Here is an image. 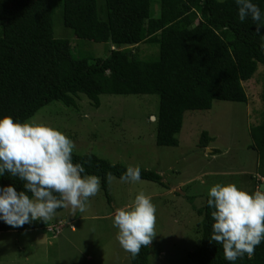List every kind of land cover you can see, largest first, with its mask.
I'll return each mask as SVG.
<instances>
[{
    "label": "trees",
    "instance_id": "16d2710c",
    "mask_svg": "<svg viewBox=\"0 0 264 264\" xmlns=\"http://www.w3.org/2000/svg\"><path fill=\"white\" fill-rule=\"evenodd\" d=\"M253 2L264 12V0ZM57 14L83 41L55 36ZM255 30L250 19L239 20L234 0H0V118L29 121L54 101L76 106L79 94L95 107L104 94L157 95L156 144L177 147L186 112L209 111L216 100L248 102L244 83L264 66ZM260 32L264 35V27ZM92 45H105L108 55L98 57ZM261 100L264 105V91ZM250 135L259 169L252 179L255 191H264V121L253 125ZM211 140L203 132L199 145L207 148ZM72 157L100 178L111 203L106 173L120 179L127 166L94 154ZM140 169L142 180L169 189L159 173ZM8 185L24 190L22 181L6 173L0 186ZM207 199L197 210L201 243L187 254V263L264 264V241L252 257L245 254L235 262L224 259L221 245L209 243L213 220ZM50 220L23 227L0 220V233L46 230ZM149 255L150 245L142 246L135 259L129 253L131 264H148Z\"/></svg>",
    "mask_w": 264,
    "mask_h": 264
},
{
    "label": "rangeland",
    "instance_id": "374dc122",
    "mask_svg": "<svg viewBox=\"0 0 264 264\" xmlns=\"http://www.w3.org/2000/svg\"><path fill=\"white\" fill-rule=\"evenodd\" d=\"M158 7L154 5L153 17L159 15ZM55 24L57 38L83 41L64 27L59 14ZM92 48L98 57L108 55L105 45ZM244 87L246 104L216 100L209 111L186 112L177 147L156 144L157 95L104 94L100 107H95L79 94L76 106L54 101L42 108L28 122H42L64 133L75 144L74 154H94L113 164L156 171L169 189L142 179L124 183L113 177L111 203L100 187L85 212L65 207L46 230L1 232L0 264H131L116 239L113 218L117 207L131 204L141 191L156 208L148 264H188L187 254L201 243L202 217L197 210L205 205L210 188L234 183L255 192L252 175L259 173L258 156L250 148V129L264 121L263 65ZM203 132L212 138L207 148L199 145ZM54 224L62 228L60 233L49 232Z\"/></svg>",
    "mask_w": 264,
    "mask_h": 264
},
{
    "label": "clouds",
    "instance_id": "9594fccd",
    "mask_svg": "<svg viewBox=\"0 0 264 264\" xmlns=\"http://www.w3.org/2000/svg\"><path fill=\"white\" fill-rule=\"evenodd\" d=\"M239 20L250 19L256 26L264 51V12L253 0H234ZM153 119L156 121V118ZM74 142L61 131L37 121L0 118V176L6 173L23 182L22 191L12 185L0 186V220L11 227L33 221L46 222L56 210L71 206L85 212L88 200L98 194L100 178L86 173L84 164L73 163ZM109 184L111 172L106 173ZM141 179L139 166L129 165L121 175L124 183ZM207 206L212 223L209 243L221 245L224 259L235 262L247 254L252 257L264 241V191L253 193L234 183L212 186ZM156 208L150 197L139 192L131 204L117 207L113 226L118 229L120 246L135 259L142 246L155 237Z\"/></svg>",
    "mask_w": 264,
    "mask_h": 264
},
{
    "label": "built area",
    "instance_id": "2783aa9c",
    "mask_svg": "<svg viewBox=\"0 0 264 264\" xmlns=\"http://www.w3.org/2000/svg\"><path fill=\"white\" fill-rule=\"evenodd\" d=\"M59 223L61 224V221ZM51 228H48L50 230L49 232H51V231L55 232L56 231L57 234L61 232V227L60 226H57V225L54 224V226L51 227Z\"/></svg>",
    "mask_w": 264,
    "mask_h": 264
}]
</instances>
